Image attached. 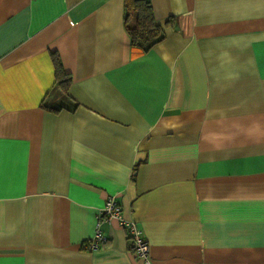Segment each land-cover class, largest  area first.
Returning a JSON list of instances; mask_svg holds the SVG:
<instances>
[{
  "label": "crops",
  "instance_id": "crops-1",
  "mask_svg": "<svg viewBox=\"0 0 264 264\" xmlns=\"http://www.w3.org/2000/svg\"><path fill=\"white\" fill-rule=\"evenodd\" d=\"M148 1L142 52L123 0H0V264H143L85 249L108 194L150 264H264V0Z\"/></svg>",
  "mask_w": 264,
  "mask_h": 264
},
{
  "label": "trees",
  "instance_id": "trees-1",
  "mask_svg": "<svg viewBox=\"0 0 264 264\" xmlns=\"http://www.w3.org/2000/svg\"><path fill=\"white\" fill-rule=\"evenodd\" d=\"M123 23L130 44L142 52L149 50L165 36L164 28L155 20L148 0H123ZM51 58L54 66V86L65 95L71 77L64 71L57 53L51 52ZM41 105L55 111L61 107L58 104L47 106L43 100Z\"/></svg>",
  "mask_w": 264,
  "mask_h": 264
},
{
  "label": "built area",
  "instance_id": "built-area-1",
  "mask_svg": "<svg viewBox=\"0 0 264 264\" xmlns=\"http://www.w3.org/2000/svg\"><path fill=\"white\" fill-rule=\"evenodd\" d=\"M120 210L121 208L116 200V195L108 194L104 198L103 204L97 209L95 214L94 232L90 238L85 240V249L92 251L99 248L106 239L102 226L115 219L119 226L124 230L128 251L135 257L139 258L143 264H150L149 244L147 238L133 220L120 217Z\"/></svg>",
  "mask_w": 264,
  "mask_h": 264
}]
</instances>
